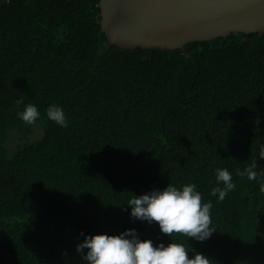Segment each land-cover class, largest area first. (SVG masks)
Wrapping results in <instances>:
<instances>
[{"label": "trees", "instance_id": "16d2710c", "mask_svg": "<svg viewBox=\"0 0 264 264\" xmlns=\"http://www.w3.org/2000/svg\"><path fill=\"white\" fill-rule=\"evenodd\" d=\"M100 1L0 0V264H86V236L129 230L190 259L264 264V33L108 48ZM28 103L33 125L17 116ZM53 104L68 127L47 118ZM253 160L256 180L238 176ZM217 168L236 185L222 202ZM169 184L211 201L210 238L131 217L133 195Z\"/></svg>", "mask_w": 264, "mask_h": 264}, {"label": "clouds", "instance_id": "9594fccd", "mask_svg": "<svg viewBox=\"0 0 264 264\" xmlns=\"http://www.w3.org/2000/svg\"><path fill=\"white\" fill-rule=\"evenodd\" d=\"M23 103V98L18 99L16 106ZM17 116L25 125H33L40 113L35 105L28 103ZM47 118L60 127H68L63 109L56 104L47 108ZM259 157L264 159V146L260 148ZM256 168L257 162L253 160L243 172L239 169L236 172L240 177L256 180ZM216 181L218 186L211 189V195H218L222 202L229 191L235 190L236 185L226 168L216 169ZM220 183H223V188L219 187ZM260 191L264 193V183L260 184ZM127 206L131 208L133 219L149 224L155 222L161 233L168 237L185 236L203 242L216 231L211 226L210 210L213 205L211 201L203 202L202 194L196 191L194 184H186L182 188L169 184L164 190H153L139 197L133 195ZM76 251L86 264H214L202 254L190 259L183 243L171 242L165 247L164 244L154 246L151 240L141 241L134 230L115 236H86L76 246Z\"/></svg>", "mask_w": 264, "mask_h": 264}, {"label": "water", "instance_id": "95a60500", "mask_svg": "<svg viewBox=\"0 0 264 264\" xmlns=\"http://www.w3.org/2000/svg\"><path fill=\"white\" fill-rule=\"evenodd\" d=\"M108 48H184L231 33H264V0H101Z\"/></svg>", "mask_w": 264, "mask_h": 264}, {"label": "rangeland", "instance_id": "374dc122", "mask_svg": "<svg viewBox=\"0 0 264 264\" xmlns=\"http://www.w3.org/2000/svg\"><path fill=\"white\" fill-rule=\"evenodd\" d=\"M39 135H40V130L38 128L37 133L34 135V138H37ZM21 143H22V141L18 139L17 134L13 133L11 136V139L9 141V146H10L11 150L14 151L17 148L18 144H21Z\"/></svg>", "mask_w": 264, "mask_h": 264}]
</instances>
